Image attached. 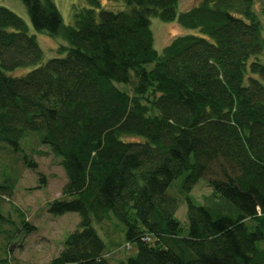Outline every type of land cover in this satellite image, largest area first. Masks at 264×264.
Masks as SVG:
<instances>
[{
  "label": "trees",
  "instance_id": "16d2710c",
  "mask_svg": "<svg viewBox=\"0 0 264 264\" xmlns=\"http://www.w3.org/2000/svg\"><path fill=\"white\" fill-rule=\"evenodd\" d=\"M20 1L36 32L67 45L12 75L42 51L0 6V143L18 152L24 135L40 134L67 178L66 200L49 212L80 218L49 264H110L93 223L111 220L136 248L117 264H264V38L252 0L185 11L179 0H109L123 3L118 11L81 0L70 25L52 0ZM151 17L199 35L158 53ZM181 176L182 192L204 179L219 197L210 207L186 198V231L167 194Z\"/></svg>",
  "mask_w": 264,
  "mask_h": 264
},
{
  "label": "rangeland",
  "instance_id": "374dc122",
  "mask_svg": "<svg viewBox=\"0 0 264 264\" xmlns=\"http://www.w3.org/2000/svg\"><path fill=\"white\" fill-rule=\"evenodd\" d=\"M56 5L65 25L72 23L73 6L84 7L81 0H52ZM103 8L118 11L124 9L121 1L99 0ZM200 0H179L178 11H185ZM4 6L22 18L28 26V33L35 35L42 51L39 64L19 68L12 75H20L45 63L55 57L61 46H67L59 36L50 37L42 32H36L30 25L24 5L20 0H0ZM253 10L261 22V35L264 38V0H252ZM150 30L153 45L158 53L177 35H199L197 30L184 29L176 21L161 22L158 18H150ZM259 62H264V50L257 56ZM128 94V85H116ZM40 134L28 132L20 140L18 152H12L5 144L0 143V264H49L57 257L69 233L78 228L80 221L77 213H65L52 216L50 204L55 200H66L61 195L67 178L60 158L54 156L47 145L40 142ZM33 168L28 167V163ZM181 176L174 180L167 189V194L177 201L175 218L186 231V198L196 206H208L218 203L219 197L208 187L204 179H199L188 193L181 190ZM6 182V183H5ZM250 230L255 221H246ZM30 229L27 232L24 226ZM98 236L105 243L104 256L110 264L125 261L136 254L133 244L128 246L123 237L124 227L116 220L93 223ZM16 244L11 251L10 245Z\"/></svg>",
  "mask_w": 264,
  "mask_h": 264
},
{
  "label": "water",
  "instance_id": "95a60500",
  "mask_svg": "<svg viewBox=\"0 0 264 264\" xmlns=\"http://www.w3.org/2000/svg\"><path fill=\"white\" fill-rule=\"evenodd\" d=\"M15 245H16V244H12V245H10L9 248H8V251H11V250L14 248Z\"/></svg>",
  "mask_w": 264,
  "mask_h": 264
}]
</instances>
